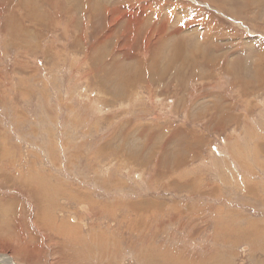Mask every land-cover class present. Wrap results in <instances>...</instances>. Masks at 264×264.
Here are the masks:
<instances>
[{
    "label": "rangeland",
    "instance_id": "obj_1",
    "mask_svg": "<svg viewBox=\"0 0 264 264\" xmlns=\"http://www.w3.org/2000/svg\"><path fill=\"white\" fill-rule=\"evenodd\" d=\"M254 243L264 0H0V256L264 264Z\"/></svg>",
    "mask_w": 264,
    "mask_h": 264
},
{
    "label": "bare ground",
    "instance_id": "obj_2",
    "mask_svg": "<svg viewBox=\"0 0 264 264\" xmlns=\"http://www.w3.org/2000/svg\"><path fill=\"white\" fill-rule=\"evenodd\" d=\"M99 8H101V6L99 7ZM97 12V11H96ZM116 19V18H115ZM112 20V19H111ZM138 62H140V60L138 59ZM142 63V62H141ZM150 66V65H149ZM153 66V65H152ZM145 67V66H144ZM148 67V66H147ZM123 68V67H122ZM144 69V68H143ZM154 69V68H153ZM139 70V69H138ZM117 71H121V73L123 74V76H126V77H128L127 76V74H128V72L130 71V69H128V70H124V69H117ZM146 71V70H145ZM140 73V72H139ZM135 74H136V72H135ZM148 74V73H147ZM132 75V74H131ZM137 75V74H136ZM142 75H144V74H142ZM149 75V74H148ZM150 75H152V74H150ZM153 75H154V73H153ZM160 76H162V75H160ZM132 77V76H131ZM154 78H156V77H154ZM127 79V78H126ZM138 79V78H137ZM146 79V78H145ZM144 79V80H145ZM129 80V79H128ZM143 80V79H142ZM150 81V80H149ZM141 82V81H140ZM144 82V81H143ZM148 82V81H147ZM102 83V82H101ZM132 83V82H131ZM129 84H130V82H129ZM149 85V84H148ZM132 87H133V85H132ZM114 90V89H113ZM118 91V90H117ZM119 94V93H118ZM130 125V124H129ZM244 126V125H243ZM245 127H246V125H245ZM248 131V130H247ZM121 132V131H120ZM251 132V131H250ZM244 135H246V134H244ZM247 136V135H246ZM249 136V135H248ZM121 149V148H120ZM118 153V152H117ZM125 153V152H124ZM122 154V153H121ZM143 155V154H142ZM139 158H142L141 156L139 157ZM132 160H133V158H132ZM153 169V168H152ZM184 170V169H183ZM180 172V171H179ZM178 179V178H177ZM185 182V181H184ZM191 184V183H190ZM192 188V187H191ZM73 189V188H72ZM68 190V189H67ZM75 194V193H74ZM73 194V195H74ZM77 195H79V193L77 194ZM194 196V195H193ZM202 197V196H201ZM86 198V197H85ZM85 201H87V200H85ZM153 202V201H152ZM84 206V207H83ZM82 207H83V210L86 212V207H85V205H83ZM87 206V205H86ZM184 208V207H183ZM127 209V208H126ZM160 209V208H159ZM147 210V209H146ZM198 212V211H197ZM190 214V213H189ZM87 215V214H86ZM91 215V214H90ZM213 218V217H212ZM45 219V218H44ZM78 219V218H77ZM128 219H129V217H128ZM136 219V218H135ZM58 220V219H57ZM70 220V219H69ZM123 220V219H122ZM63 221V220H62ZM66 221H68V220H66ZM135 221V220H134ZM133 221V222H134ZM138 221V220H137ZM184 221V220H183ZM80 222H83V221H79L78 220V223H80ZM127 222V221H126ZM139 222V221H138ZM128 223V222H127ZM55 224V223H54ZM256 224V223H255ZM130 225V224H129ZM128 225V226H129ZM137 225V224H136ZM135 224L133 225V226H136ZM140 225V224H139ZM142 225V224H141ZM127 226V225H126ZM132 227V226H131ZM141 227V226H140ZM125 228H127V227H125ZM128 228H130V227H128ZM143 228V227H142ZM173 228V227H172ZM132 229V228H131ZM191 229V228H190ZM72 230L73 231H75L77 234L78 233H80L79 232V230H77L76 229V226H73V224H72ZM130 230V229H129ZM135 230V229H134ZM133 230V231H134ZM160 231V230H159ZM82 232V231H81ZM141 233V232H140ZM259 233V232H258ZM257 233V234H258ZM167 234V233H166ZM165 234V235H166ZM256 234V235H257ZM210 235V234H209ZM127 236V235H126ZM145 236V235H144ZM159 236V235H158ZM224 236V235H223ZM157 237V236H156ZM140 238V237H139ZM172 238V237H171ZM141 239V238H140ZM142 240V239H141ZM186 240V239H185ZM110 242H111V240H110ZM140 242V241H139ZM253 242V241H252ZM188 243V242H187ZM145 244V243H144ZM258 244V243H257ZM255 245V243L254 244H252L253 245V248L256 250V251H259V252H264V250H263V248H258V247H256V246H258V245ZM135 245V244H134ZM161 245H162V243H161ZM171 245V244H170ZM95 247V246H94ZM157 250H158V247H157ZM54 252V251H53ZM128 252V251H127ZM145 252V251H144ZM168 252V251H167ZM178 252V251H177ZM194 252V251H193ZM56 253V252H55ZM164 253H166V251H164V252H162L161 254L159 253V252H157V255L156 256H154V258H155V264H174L175 263V261L177 262V260L176 259H174L173 260V262H171L172 261V258L169 260L168 259V257H167V260L164 258ZM225 254V253H224ZM53 255V254H52ZM57 255V254H56ZM169 255V254H168ZM167 255V256H168ZM189 255V254H188ZM55 256V255H54ZM53 256V257H54ZM61 255H59L58 257H60ZM166 256V255H165ZM183 256V255H182ZM56 257V256H55ZM173 258H174V256H173ZM60 259V258H59ZM133 259V258H132ZM161 259L163 260L162 262H161ZM56 260V259H55ZM121 260V259H120ZM148 261V260H147ZM125 262V261H124ZM53 263V262H52ZM122 263V262H121ZM153 263V262H152ZM151 263V264H152ZM0 264H15L14 263V261H13V257L12 256H0ZM101 264H103V262H101ZM109 264H111V263H109ZM177 264V263H176ZM259 264V263H258Z\"/></svg>",
    "mask_w": 264,
    "mask_h": 264
}]
</instances>
